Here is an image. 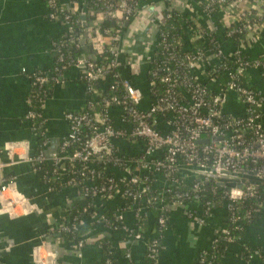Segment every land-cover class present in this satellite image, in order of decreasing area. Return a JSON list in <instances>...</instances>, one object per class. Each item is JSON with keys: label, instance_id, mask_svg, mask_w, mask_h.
<instances>
[{"label": "built area", "instance_id": "2783aa9c", "mask_svg": "<svg viewBox=\"0 0 264 264\" xmlns=\"http://www.w3.org/2000/svg\"><path fill=\"white\" fill-rule=\"evenodd\" d=\"M95 1L97 5L100 4L98 12L102 18L109 16L115 18L119 24H124L123 20L132 12L136 0ZM214 3L218 5L216 10L211 8ZM46 4L48 18L61 20L65 24L67 40L79 45L83 35L74 32V24L78 20L74 18L73 12L57 0H46ZM203 9L201 12L209 15L213 12L221 13L223 25L231 26L227 35L247 29L246 25L242 28L239 26L237 15L250 14L252 10L258 16L254 22L259 21L261 25L264 23V0H209ZM202 14L193 13L192 27L188 28L192 40L203 35L204 25L200 19ZM263 26L254 23L252 29L247 31V37L252 40L259 38V29H264ZM109 31L105 29L104 33L108 36ZM87 38L91 44H95L93 36L87 33ZM115 38L117 39L118 35ZM164 40L165 35L162 34L161 41ZM162 45L168 48L165 43ZM108 48L114 53V57L107 64H94L85 55L70 63L85 71L88 83L85 87L87 98L84 106L87 108L64 112L69 129L56 151L46 155L39 150L37 154L30 155L26 159L32 163L52 165L49 179L56 181L60 187H74L78 195H91L93 199L91 205L94 210L82 216L80 220L94 221V228L110 229L109 220L104 215L103 208H99L96 204V199H112L116 196L127 198L131 200V205L127 209L136 208L134 215L137 220L142 214L146 215L150 202L146 194L151 187H155L154 181L149 183V175L158 173L168 182L165 187H155L156 193L151 197L161 212L158 222L162 228L165 227L168 206L191 200L193 196L200 194L207 183L212 182L209 185L212 193L221 191L219 199H222L228 222L233 224L235 229H242L239 226L240 220L249 221L254 213L264 210V89L257 91L247 89L238 82L237 77L245 71H257L258 77L264 83V60L258 57L244 59L239 52H236L238 53L236 65L233 71L226 72L224 85L219 84L216 74L206 72L210 80L219 84L216 93L206 101L205 87L201 85L198 74H203L204 66L206 67L207 64L213 66L219 63L225 56L224 52L219 50L216 54H212L208 50L196 49L181 56L168 52L161 65L154 62L151 71L152 76L159 77L164 85L163 89L154 92L151 104L142 108L141 91L123 76L120 79L123 92L119 94L104 95L99 88L98 90L90 83L93 80L106 79L114 67L119 69L129 64L127 58L123 60L121 56L118 57L119 46H111L110 37ZM152 56L151 52L147 58L148 63ZM160 74L161 76H158ZM35 81L42 84L47 81V75H37ZM118 82L115 77L106 86L111 90H117ZM228 90H232L237 101L243 104L241 114L233 115L222 110L227 101ZM98 100L105 106L104 111L96 109L94 104ZM111 105L121 108L123 126H116L113 123L108 112ZM35 115L37 114L29 108L25 117L32 121ZM126 124L127 127H124ZM163 125H166V128H163ZM85 129L90 131L88 136H84ZM118 138L128 141L140 139L144 148L130 157L119 155L114 144V140ZM19 143L21 142H17ZM26 143L23 142L24 145ZM72 145L73 147L69 149ZM8 150L11 151L12 146H9ZM74 161L81 163L80 169L72 164ZM98 164L104 169L112 170L114 175L105 178L103 184L95 186L83 179L99 177L101 173L96 170ZM2 166L0 163V213L9 217L17 216L15 213L17 205H21L23 212L31 211L34 204L17 191L14 180L4 178L1 172ZM33 168L35 171L38 170L35 166ZM186 169L191 170L188 178L180 174ZM173 171H178V175L168 181L167 177ZM42 175L48 180L46 172ZM180 183H191V187L180 188L179 191L175 188H178ZM168 191L172 193L170 198L165 196ZM247 198L254 201L249 207H244L242 203ZM201 203L206 209L204 215L199 216V223L205 221L206 215L211 210L210 200ZM114 212L117 219H123L120 212L117 213L116 210ZM227 224L223 225L221 231L225 234L226 241L233 243L236 240L235 235L231 234ZM57 229L59 232L69 231L65 216L60 219ZM76 229L75 220L70 231ZM126 229L127 226L124 224L122 230ZM130 236L135 239L141 238L143 236L141 228L133 230ZM85 240L86 238L79 240L76 248L83 246ZM215 243L216 238L206 249L199 252L195 264H205V262L210 264L211 248ZM159 244L158 239H153L146 241L145 247L150 255L157 256ZM258 254L256 250L248 251L246 258L252 259ZM126 257L130 258L128 253Z\"/></svg>", "mask_w": 264, "mask_h": 264}, {"label": "crops", "instance_id": "0c3cea01", "mask_svg": "<svg viewBox=\"0 0 264 264\" xmlns=\"http://www.w3.org/2000/svg\"><path fill=\"white\" fill-rule=\"evenodd\" d=\"M68 10L78 15H85L87 24L98 26L102 21L101 14L95 13V18L88 21L90 12L86 9L87 0H58ZM166 7L181 11H198L197 0H140L130 17L125 30L121 34L119 49L121 58L128 67L126 77L133 86L141 88V107H146L150 96L148 80L144 78L148 65V55L152 52L157 39V29ZM46 0H0V163L4 178L15 182L17 191L34 204L31 211L23 212L17 205V216L9 217L0 213V264H96L101 258V247L96 243L100 233L108 237L114 249L126 248L130 259L139 264L144 255L146 238L126 237L122 230L95 228L86 238L80 248H73L68 241L54 233L47 234L46 229H57L60 219L72 205L78 192L74 187H51L43 175L34 170L33 163L26 159L37 151L36 133L31 123L25 117L29 107V89L31 86L29 72L40 69L49 72L54 66L56 44L55 39L65 32V24L61 20H52L48 16ZM215 12L206 17L207 24L217 28L213 17ZM209 18V19H208ZM80 20V19H79ZM89 25V24H88ZM205 26V25H204ZM224 54L232 52L224 48L225 41L219 38ZM93 43L86 37V45L93 50L90 53L97 58L104 46H108L106 35L93 36ZM256 48L248 51L255 57L264 51V34L259 35ZM85 56L88 57L85 52ZM89 58V57H88ZM77 67H71L65 72V78L53 85L51 94L45 98L42 106L44 119L45 141L40 146L46 155L56 151L62 138L67 134L69 123L64 117L67 110H80L87 98L86 89L78 78ZM233 94L228 95L227 108L238 112V104ZM143 99L147 100L145 103ZM153 99V98H152ZM152 101V100H151ZM237 102V103H236ZM234 104V105H233ZM108 112L116 126L122 125V110L111 105ZM127 127V124L124 125ZM166 128V125H163ZM27 142L26 145L23 142ZM17 142H21L17 144ZM115 147L119 155L130 157L139 153L144 145L142 140L128 141L115 139ZM12 146L9 151L8 147ZM153 155V154H152ZM187 170L180 173L184 178L190 176ZM118 174V172H117ZM168 182L160 174H154L153 186L162 188ZM99 208L110 207L120 212L127 227L134 223L132 209L117 210L122 199L116 196L112 199H96ZM223 205V204H222ZM168 216L160 238V252L157 255L158 264H195L202 249L210 245L214 234L221 230L227 212L223 207L212 208L204 222L199 223V216L204 215L200 198L193 196L189 201H183L168 206ZM17 210V211H16ZM251 223L247 224L242 234L227 246L225 253L217 264H264V210L258 212ZM250 222V221H249ZM96 230V231H95ZM55 231V230H54ZM107 232V233H105ZM247 247L248 251L256 250L258 255L252 259L240 256L239 248ZM43 259H45L43 261ZM47 262V263H45Z\"/></svg>", "mask_w": 264, "mask_h": 264}, {"label": "trees", "instance_id": "16d2710c", "mask_svg": "<svg viewBox=\"0 0 264 264\" xmlns=\"http://www.w3.org/2000/svg\"><path fill=\"white\" fill-rule=\"evenodd\" d=\"M58 1V0H57ZM198 2V11L201 14V9L204 10L203 8L205 7L206 3L209 0H197ZM138 2L140 0H136L133 3V8L132 12L127 14L126 19H124V22H128L130 17L133 15L135 8L138 6ZM100 4H96L95 0H87L86 4V9L87 11H92V13L87 16L88 21L92 20L95 18V13L100 10L99 7ZM211 8L213 10H216L218 8L217 3H214ZM196 12V13H197ZM214 14V20L217 21V28L213 26H209L206 22L207 18L205 17L203 19L205 25L202 29V37H194V39H190L192 37L191 31H189L188 28L192 27V20H193V13L189 10L186 11H181L176 8H170L166 7L162 11V17L163 21L160 25L158 26V31H157V42L155 46L152 49V58L150 59V62L147 65L146 69V74L144 78L149 81V89L147 90V93H149L148 96H150L149 103L148 99L143 101L145 103H148V105L151 104V100L153 98L154 92L157 91H162L163 89V83L160 82L159 77L157 76H152L151 71L153 70L154 67V62H156L158 65L162 64V60L166 56L168 52H173L176 53L177 56L183 55L185 52H191L192 50H208L209 53L216 54L219 50H222V45L220 43L219 38L221 40L225 41L224 48L228 51H231L232 53L230 55H226L220 59L219 63H215L213 66H210L209 64L204 66V72L203 74H198V77L201 79V85L205 87V100L208 101V98L217 91V85L219 84H225V74L227 71H233L234 66L236 65V55L239 52V55L243 57L244 59H250L251 57L248 54V51H251V48H256L257 41L259 38L256 40H252V38L247 37V31L252 29V25L254 23H257L258 26L261 25V22H254L256 21V18L258 17L255 15V11L252 10L250 14H244L242 16L237 15L239 17V26L242 28V26L246 25L248 28L247 29H242L240 32H234L232 35H227V32L231 29V26L225 27L223 25V21L221 19V13L215 12ZM204 14V13H203ZM207 16L206 14H204ZM73 16L76 20H78L77 23L74 24V32L75 33H82L86 31L88 35L90 36H95L97 37L99 35H106L107 33H104L105 29H109L108 36L111 39V46L118 47L121 34L122 32L126 29L123 23H118L115 18L112 17H105L102 19V21L98 24V26H90L91 23L89 22L87 24L86 30L82 27L80 20L78 19V15L73 13ZM234 27V26H233ZM264 27V26H263ZM262 27V28H263ZM259 29V28H258ZM260 34H264V29H259ZM162 34L165 35V40L161 41ZM116 35H118V38L116 39ZM68 39V36L66 32L62 33L59 35L54 41L56 44V48H54L53 52L55 53V58H54V66L49 72H44L43 70L40 69H34L33 71L29 72L27 75L29 76V80L31 83L30 89H29V107L28 109H32L35 114V117L32 119V121L28 120L31 123V127L33 131H35L36 135V141H37V151L35 154H37L40 150V146L42 143L45 141V135H44V119L42 117V103L43 100L48 97L51 94V90L53 88V85L57 82H61L65 78V72L69 70L71 67H75L72 64H70L72 61H75L78 57L82 55H86L85 51L82 48L81 43L79 45H75V43L70 42ZM163 43H165L168 48L163 47ZM58 46V48H57ZM89 49L93 50L92 47L89 45ZM223 51V50H222ZM121 56V53L119 52L118 57ZM114 53H112L108 46H104L102 51L97 54L96 59H90L92 63H100V64H107L113 59ZM255 57L261 58L264 60V51L260 52L258 55ZM253 58V57H252ZM226 66V68H224ZM126 70H129L128 67H123L121 66L119 69L114 67L109 73L106 79H102L99 81H90L92 85H94L97 89H100V92H102L104 95H109L111 93H122L123 89L120 87V79H122V76L126 79H128L126 75ZM199 70V69H197ZM206 72H210V74H216L217 79L219 80V84H217L216 81H212L209 79V75L206 74ZM78 73V78L79 80L83 83L84 87L87 86V80L85 77V71L83 69L77 70ZM118 74L119 76H116ZM37 75H47V81H45L42 84H39L38 82L35 81V77ZM158 76H161L158 75ZM116 77V81L118 82V89L117 90H111L108 85L110 81L113 80V78ZM130 80V79H129ZM238 82L245 88L251 89V90H263L264 89V83L263 81L258 77V72L257 71H245L243 74L239 75L237 77ZM151 82H154L151 84ZM103 88H100V87ZM147 86V85H146ZM98 89V90H99ZM177 91H179L177 89ZM228 95L229 94H234L232 90H228ZM37 93V94H36ZM235 100L236 96L234 97ZM228 99V97H227ZM228 101L225 102L223 105V111L226 113H231L233 115H238L242 113L243 110V104L240 103L238 104V112L234 113L231 112L230 109L227 108V103ZM238 102V101H237ZM236 102V103H237ZM95 107L99 111H104L105 106L102 104L101 101L95 102ZM147 105V106H148ZM234 105V104H233ZM86 106L83 107L84 110H86ZM75 111V110H71ZM85 133L84 136H88L90 134V131L85 129L83 130ZM139 140V139H138ZM73 147L70 146L69 149ZM72 164L75 165L77 168H81V163L78 161L72 162ZM99 167H97V171H100V176H93V177H88L87 179H83L86 182H90L92 185L99 186L103 184L105 181V178L107 177H112L114 175V172L112 170H107L102 167L101 164H98ZM33 166L37 167L38 170L35 172L38 174H44L45 172L47 173L48 180L46 182L48 183L49 186L59 188V184L56 181H51L49 179L50 177V171L52 169V165H48L46 163H33ZM177 172L178 171H173L170 172L169 176L167 177L168 181L171 180L174 177H177ZM154 181V173H150L149 175V183ZM191 184V183H190ZM190 184H179V187L175 188L180 191V188H190ZM210 184L212 182L207 183V185L204 187V189L200 192V194L195 195L198 198H200V201H207L210 200V208H220L223 207V202L222 199H219L221 196V191L217 190V193H212L210 189ZM157 188L151 187V189L148 191L147 198L149 199V204L147 206V214L144 215L142 214L138 220L135 217L134 223L131 227H127L125 231L122 230V227L124 226V219H117L116 218V213L110 208V207H104L103 208V213L104 215L107 216L109 220V225H110V230H122L124 232V238L126 237H131L130 235L133 234V230H137L138 228H141L142 233L149 235L146 238V241H150L153 239H158L160 242V235L162 234L163 228L160 226L158 222V218L161 214L160 210L157 207V203L155 201L151 200V197L155 195ZM191 190V189H190ZM172 193L170 191L166 192L165 196L167 198H170ZM122 199V204L120 207H116L117 210H122V209H127L131 205V200L127 198H121ZM92 197L91 195H77L73 202L72 205L66 210L64 213L65 216V221L66 225L69 227V231H61V236L64 237L68 243L70 244L71 247L76 248V245L79 240H84L85 238H88V236L91 234V231L94 228L95 222L90 221V222H81L80 218L84 215H87L88 213L92 212L94 209L92 207ZM254 200L251 198H247L243 201L242 205L244 207H249L250 204ZM86 209V211H84ZM203 209H206V206H203ZM133 213H136V208L132 207ZM135 216V215H134ZM167 216L168 212L166 215V222H167ZM257 216H259V213H254L252 218L249 221H239V226H241L242 229H235L233 227V224H230L228 222L227 216L225 219V224H227V228L231 231L232 235H235V239L242 234L244 228L246 227L247 224L251 223ZM77 221V229L70 231V227L72 226V223L74 221ZM126 225V224H125ZM166 225V223H165ZM223 227V226H222ZM55 230V231H54ZM58 231V229H46L47 234H52L54 232ZM96 231V230H95ZM108 231V230H106ZM107 233V232H105ZM56 234V233H54ZM100 238L96 240V243L99 247H101V258L98 260L96 264H135L132 259H128L126 257L127 254V249L126 248H118L114 249L108 237H106L103 233H100ZM216 238V243L213 244L211 248V254L212 258L210 260V264H217L219 262L220 257L225 253L227 246L230 244L229 242L226 241L225 239V234L219 230L217 231L214 236L212 237L211 241ZM235 240V241H236ZM211 243V242H210ZM161 245L157 246L158 253L160 252ZM206 249V248H205ZM157 253V254H158ZM238 253H240L241 257L246 258V255L248 253V248L244 247L241 245L239 248ZM156 254V255H157ZM139 264H158L157 261V256H152L150 253L147 251L145 247L143 259ZM198 264V263H197ZM207 264V262H205Z\"/></svg>", "mask_w": 264, "mask_h": 264}, {"label": "water", "instance_id": "95a60500", "mask_svg": "<svg viewBox=\"0 0 264 264\" xmlns=\"http://www.w3.org/2000/svg\"><path fill=\"white\" fill-rule=\"evenodd\" d=\"M79 17H80L79 19H80V23H81L82 27L86 30L87 21H86L85 15L82 14ZM126 25H127V22L124 23V26H126ZM86 37H87V32L85 31L83 34V37L80 40V43L82 45L83 50L87 53L88 57L90 59H94V55L92 53H90V50H89L88 46L86 45ZM56 235L61 236V233H56Z\"/></svg>", "mask_w": 264, "mask_h": 264}, {"label": "rangeland", "instance_id": "374dc122", "mask_svg": "<svg viewBox=\"0 0 264 264\" xmlns=\"http://www.w3.org/2000/svg\"><path fill=\"white\" fill-rule=\"evenodd\" d=\"M197 13H199V12H197ZM195 14V13H194ZM204 14H206V13H204ZM203 15V14H202ZM206 15H209V14H206ZM212 18H214V17H210V19H212ZM200 19H201V21H202V16L200 17ZM209 19V18H208ZM145 85H148L149 86V83L147 84V82H145ZM140 90H141V88H140Z\"/></svg>", "mask_w": 264, "mask_h": 264}]
</instances>
